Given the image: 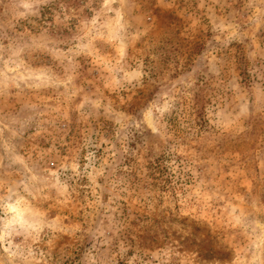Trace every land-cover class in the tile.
<instances>
[{
	"label": "rangeland",
	"instance_id": "1",
	"mask_svg": "<svg viewBox=\"0 0 264 264\" xmlns=\"http://www.w3.org/2000/svg\"><path fill=\"white\" fill-rule=\"evenodd\" d=\"M0 264H264V0H0Z\"/></svg>",
	"mask_w": 264,
	"mask_h": 264
}]
</instances>
